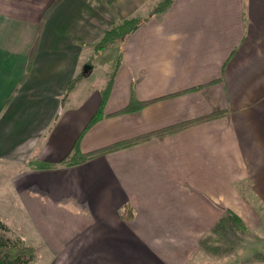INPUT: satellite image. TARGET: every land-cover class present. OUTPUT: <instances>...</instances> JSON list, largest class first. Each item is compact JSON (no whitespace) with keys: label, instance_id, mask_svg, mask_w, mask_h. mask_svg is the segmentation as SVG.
<instances>
[{"label":"crops","instance_id":"obj_1","mask_svg":"<svg viewBox=\"0 0 264 264\" xmlns=\"http://www.w3.org/2000/svg\"><path fill=\"white\" fill-rule=\"evenodd\" d=\"M163 1L0 0V165L38 264H264V0Z\"/></svg>","mask_w":264,"mask_h":264},{"label":"rangeland","instance_id":"obj_2","mask_svg":"<svg viewBox=\"0 0 264 264\" xmlns=\"http://www.w3.org/2000/svg\"><path fill=\"white\" fill-rule=\"evenodd\" d=\"M85 51L86 53L84 52L83 54H86L85 57L87 58V61H83L79 65V72L75 80V82H81L79 87L76 89V91L80 93L89 88L81 87L82 83L84 82H88L91 85H96L111 79V72L120 59L121 45L120 41L118 40L114 44L108 46V48L105 50H102L101 52H95L93 55H88L89 50L87 48H85ZM87 64H90L92 67H94L92 70H89L88 73H85L84 67ZM14 170L15 169L13 168H6L3 165H0V218L9 226L11 236L18 238L20 237L25 240L32 237V233L30 232V218L25 214V211L22 210V206L17 194L12 189L11 183L8 182V177L10 174L13 175ZM216 237L220 241L217 245L219 247L222 246L221 251H223L226 248V244H229L227 243L228 239L229 241L232 240L236 242L240 236L235 237L229 234H227V236H222L219 233ZM32 242L33 241H28V244L32 245ZM35 264H38L36 262V257Z\"/></svg>","mask_w":264,"mask_h":264},{"label":"trees","instance_id":"obj_3","mask_svg":"<svg viewBox=\"0 0 264 264\" xmlns=\"http://www.w3.org/2000/svg\"><path fill=\"white\" fill-rule=\"evenodd\" d=\"M172 0H164L157 10H164L170 4ZM140 18H128L124 20H118L114 22L108 29L105 30L101 39L93 44L96 52L108 48V46L114 44L116 41H120L125 37H128L134 30H136L141 23ZM115 70V69H114ZM113 75V72H112ZM97 118L92 119L89 126L95 123ZM180 127L172 128L177 130ZM134 141H127L120 144H116L108 147L106 150H116L133 144ZM74 155L66 157L63 163H74L76 159ZM40 168L51 167L49 163H39L36 165ZM122 216L126 220H131L134 217V210L130 204H126L121 212ZM9 226L0 218V264H35L36 249L33 245L28 244L24 239L13 237L10 235Z\"/></svg>","mask_w":264,"mask_h":264},{"label":"water","instance_id":"obj_4","mask_svg":"<svg viewBox=\"0 0 264 264\" xmlns=\"http://www.w3.org/2000/svg\"><path fill=\"white\" fill-rule=\"evenodd\" d=\"M91 69H92V65L87 64V65H85V67H84V72H85V73H88L89 70H91Z\"/></svg>","mask_w":264,"mask_h":264}]
</instances>
